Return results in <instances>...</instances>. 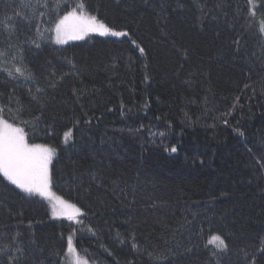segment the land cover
<instances>
[{"label":"trees","instance_id":"obj_1","mask_svg":"<svg viewBox=\"0 0 264 264\" xmlns=\"http://www.w3.org/2000/svg\"><path fill=\"white\" fill-rule=\"evenodd\" d=\"M45 2L0 0V67L33 77L0 72V107L54 149L50 184L80 209V258L264 264V0ZM81 3L128 35L55 45L56 19ZM64 219L0 175V264H72Z\"/></svg>","mask_w":264,"mask_h":264},{"label":"snow or ice","instance_id":"obj_2","mask_svg":"<svg viewBox=\"0 0 264 264\" xmlns=\"http://www.w3.org/2000/svg\"><path fill=\"white\" fill-rule=\"evenodd\" d=\"M251 2V0H250ZM23 6L26 8H35L36 5L40 7H48L47 2L40 5L39 0H36V5H33L31 0H22ZM80 11L73 9L66 14L60 16L55 21L54 39L57 44H65L69 40L83 39L89 33H98L101 36H127L128 33L114 31L109 28L102 21L98 20L95 15H89L85 12L84 4L79 5ZM43 16L44 13L40 12ZM5 32L14 30L13 26L4 22ZM264 31V29H262ZM42 38V34H39ZM133 43H135L133 41ZM39 47V45H36ZM12 45H8L11 48ZM144 51L143 48L140 49ZM7 49H0V64L6 62L8 57ZM12 60L16 59V55L11 56ZM0 72L6 73L8 77L16 78L23 77L25 80H31L32 73L26 72L19 66H14V72L9 68L0 67ZM54 86V85H51ZM36 91H42L37 87ZM36 97L33 96V99ZM23 123H27L26 121ZM70 131L65 132V138L70 136ZM27 132L24 127L18 126L16 123H10L8 119L4 118L3 108L0 107V175H2L12 185L22 191L30 194L46 197L52 203V212L54 216H67L68 219H73L74 214H78L80 209L69 205L66 201L55 197L49 191L50 184V169L49 165L52 160L53 150L43 144H30L27 140ZM176 148L172 147L171 151L176 152ZM66 208H73L74 213L68 214L64 211ZM212 242H218L215 247L222 252L227 251V244L220 235H213ZM136 247V245H133ZM17 251H21L17 249ZM67 257L72 258V264H88L86 259H81L77 249L73 245L71 235L67 239ZM261 258H264V249L260 252ZM8 264H17L19 257L8 256ZM252 264H257L256 258H253Z\"/></svg>","mask_w":264,"mask_h":264},{"label":"rangeland","instance_id":"obj_3","mask_svg":"<svg viewBox=\"0 0 264 264\" xmlns=\"http://www.w3.org/2000/svg\"><path fill=\"white\" fill-rule=\"evenodd\" d=\"M77 11H80V10H77ZM90 15V14H89ZM55 26V25H54ZM54 26H53V28H52V42L55 44V45H57V46H64V45H67V44H70V43H73V42H77V41H81V40H83V39H85V38H87V37H89V36H92V35H96V36H101V35H99L98 33H89L88 35H86V36H84V38L83 39H79V40H69L67 43H65V44H57V43H55V39H54V31H53V29H54ZM110 28V27H109ZM112 29V28H111ZM114 31H120V32H125V31H122V30H115V29H113ZM101 37H114V38H117V39H120V38H122V37H124V36H121V37H115V36H111V35H107V36H101ZM44 145V144H43ZM45 146H47V147H49L50 149H52L53 150V153H54V149L52 148V147H50V146H48V145H45ZM54 155H55V153L53 154V156H52V159H53V157H54ZM51 162H52V160H51ZM50 165H51V163H50ZM50 165H49V169H50ZM9 182V181H8ZM10 183V182H9ZM11 184V183H10ZM15 186V185H14ZM16 187V186H15ZM17 188V187H16ZM19 189V188H18ZM21 190V189H20ZM22 191V190H21ZM49 191H50V193L51 194H53L55 197H59L60 199H62V200H64V201H66L62 196H60V195H58L53 189H52V187H51V184H49ZM24 192V191H23ZM25 194H27V195H30V196H36V197H38L39 199H41L42 201H44L46 204H47V206L49 207V209L51 210V212H52V203L54 202V201H52V202H50L49 201V199H47L46 197H42V196H39V195H35V194H30V193H26V192H24ZM69 205H72L71 203H69L68 201H66ZM74 206V205H73ZM75 208H77L76 206H75ZM79 209V208H78ZM64 211L66 212V213H68V214H73L74 213V209L73 208H66V209H64ZM52 214H53V212H52ZM57 217H59V218H65V217H67L66 215L65 216H57ZM65 220V219H64ZM68 222H69V224L71 225V232L70 233H68L67 235V238H66V241H67V239H68V237L71 235V237H72V240H73V242H74V234H79L78 232H80L81 231V229H80V227H79V225H80V223H81V219H80V215H79V213L78 214H74V218L73 219H66ZM209 241L210 242H212V239L210 238L209 239Z\"/></svg>","mask_w":264,"mask_h":264}]
</instances>
